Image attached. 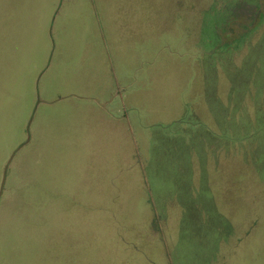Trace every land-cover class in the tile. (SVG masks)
Here are the masks:
<instances>
[{"label":"rangeland","instance_id":"374dc122","mask_svg":"<svg viewBox=\"0 0 264 264\" xmlns=\"http://www.w3.org/2000/svg\"><path fill=\"white\" fill-rule=\"evenodd\" d=\"M137 1L115 72L81 14L75 57L0 50V264H264V0Z\"/></svg>","mask_w":264,"mask_h":264},{"label":"crops","instance_id":"0c3cea01","mask_svg":"<svg viewBox=\"0 0 264 264\" xmlns=\"http://www.w3.org/2000/svg\"><path fill=\"white\" fill-rule=\"evenodd\" d=\"M137 7V0H0V50L16 52L18 42V48L27 52L25 57L37 56L38 54L35 52L37 50L42 51L44 57L56 54L58 58L75 57L76 47L81 36L75 33L74 27L79 23L77 15L81 14L87 21L91 17L95 24L94 27H91L88 22V57L95 59L93 68L99 69L102 64L101 58H103L104 65L107 64L105 69H109L112 73L117 69L113 63L112 51L116 57L121 56L125 62H127V58L134 55L133 45L128 39L138 42L139 26L136 24L138 16L136 19L131 18V15L137 14ZM97 26L103 35L97 31ZM18 27H22V31L18 32ZM113 30H118L117 36L120 39L116 43L117 45L113 44ZM55 31H58V34L55 35ZM122 32L125 33L123 37ZM21 34L24 38L22 44L18 41V36ZM141 34H143V30ZM101 43L104 45V50H96ZM10 55L12 54L8 56ZM124 68L127 67L124 66ZM125 69L120 67V71L124 73L123 78L126 84L122 88L118 87L119 91H126L134 86L133 83H127L129 80L131 81V78L126 77ZM100 82L104 87L108 81L104 79ZM135 86H138V83ZM125 93L126 95L119 102L106 100L95 103V106L104 108L110 118L115 116L109 107H119L116 113L120 115V119L117 121L111 119L109 128L115 131L122 130L121 132L128 135V107L136 108L137 104L134 103L138 101L137 91L132 95L130 92V98L127 92ZM134 94L136 95L135 100L132 98ZM135 118L137 119V116ZM105 122L107 126V120ZM28 141L29 138L26 142Z\"/></svg>","mask_w":264,"mask_h":264},{"label":"water","instance_id":"95a60500","mask_svg":"<svg viewBox=\"0 0 264 264\" xmlns=\"http://www.w3.org/2000/svg\"><path fill=\"white\" fill-rule=\"evenodd\" d=\"M4 173H5V171H4ZM4 181H5V175H3L2 184H1V190H2V188H3V183H4ZM1 190H0V192H1Z\"/></svg>","mask_w":264,"mask_h":264}]
</instances>
